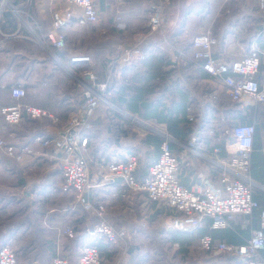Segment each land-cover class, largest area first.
I'll return each instance as SVG.
<instances>
[{"label": "crops", "instance_id": "obj_1", "mask_svg": "<svg viewBox=\"0 0 264 264\" xmlns=\"http://www.w3.org/2000/svg\"><path fill=\"white\" fill-rule=\"evenodd\" d=\"M8 1L20 12L24 10L28 14L26 18L37 22L29 11L32 6H36L35 4L29 5L27 0H24L23 4L18 2L13 4L10 0ZM148 1L141 0L133 6V9H128L126 6L124 18L128 25L134 28V34L142 29L146 21ZM114 2L115 0H96L102 13L112 7ZM181 8L182 11H180ZM4 12L5 14L9 12L12 19L10 17L11 25L7 23L5 28H1L4 18L7 17L4 14V17L0 18V30L9 34V36H3L0 33V107L16 102L11 94L9 95L11 84L25 87L27 83H30L28 80L30 76L36 77L35 72L39 70L40 62L47 56L51 58L33 40V36L22 25L13 10L6 9ZM171 12L182 14L180 22L177 17L170 18L168 21L166 17L168 38L174 44L180 43L205 23H209L211 32L217 39V44L213 47L215 57L235 59L240 47L246 49L255 40L264 46V28L260 19L258 0H173V4L169 5L168 14ZM104 18L111 20L106 15ZM189 23L191 26L186 27ZM175 24L177 26H174ZM145 51L146 60H157L159 63L156 72L161 73V77L153 78L150 69L143 75V71L139 69L140 66H126L120 63L116 50L107 54L108 67L111 65L110 62H115L112 87L107 92L111 104L99 106L95 114L94 128L88 133L92 160L102 162L124 159L128 152L135 150L139 153L138 165H141L138 175L141 179L145 177L149 165L158 158L159 143L156 145L153 140H150L152 130L147 131L143 136H138L134 132V127L137 125L135 120H148L145 118V113L149 112L152 106L161 114L155 120L157 127L166 131L172 138L170 143L178 160L177 176L180 183L197 189H203L205 183L220 185L218 163L229 158L231 153L224 147L225 138L219 136L217 132L214 133L213 130L227 125L230 120L233 121L232 118L239 120L246 117L245 106L237 108L236 113L240 111L238 118L230 110L228 96L221 94L220 99L225 109L206 107L205 99L208 94L215 89L218 91L221 89L215 79L192 62L185 61L184 64L172 69L169 53L160 45L151 43L150 46H146ZM261 62V68L256 77L259 82L264 79V57ZM66 86L64 84V88ZM56 87V92L61 93L59 98L63 96L64 91L68 95L69 91L62 92L60 84H56ZM78 89L79 86L77 91ZM26 97L24 101L29 104L44 106L59 112L63 123L69 117L66 109L59 105L57 107L52 98H49L40 88H33L31 83L28 85ZM188 102L193 105L194 112L203 117L197 129H190V124L187 120L184 122L181 115L182 107ZM143 103L148 104L147 108L143 107ZM129 104L134 106L130 107ZM170 118L179 121V124L174 127V132L169 130L168 119ZM181 120L185 124L181 123ZM5 123L0 116V135L16 145H29L33 154L28 160L17 162L0 152V247L4 244L10 247L17 245L23 257L17 259L18 264H38L39 255L34 253L36 248L42 249L46 243L41 244V242L50 238L54 240L56 235L55 249L59 247V244L66 239L61 238L60 233L58 237L57 233L72 223L74 218V209L70 206V201H67L70 197L59 188L62 178L61 170L54 159L48 155L51 148L43 147L34 141L36 136L53 134L57 126L44 121L33 123L28 120L14 126ZM245 123L255 124V121ZM194 130H197V133ZM192 135H197V141L194 144L190 143ZM221 139L223 142L220 141ZM261 153L264 161V146ZM249 177L253 181L252 189L264 192V185L251 177V166ZM91 196L93 201L105 204L109 219L115 228L118 229L123 224L131 228L127 243L113 245L105 239L94 241L88 238L91 243L101 248L102 264H148L146 263L148 261H142V253L139 256L135 249L141 248L146 232L150 230L156 232L159 238H163L168 243L169 231L164 225L168 219L167 211L156 208L154 203L144 202L136 195L127 199L118 198L108 186L98 188ZM77 213L76 210V217ZM242 219L239 215L233 216L230 219L231 226L226 231L225 229L211 230L209 219H205L195 231L186 233L194 234L200 229H208L207 233L216 241L241 243L250 234L247 229L241 228ZM142 222L145 223V227L142 226ZM233 226H238L240 230ZM195 234L187 236H195ZM198 240L199 238L195 242L198 243ZM173 243L177 242L173 241L172 246ZM131 246L133 256L128 255ZM172 248L178 250L175 247ZM188 253L189 251L180 253V257ZM161 260L159 259L158 264H162ZM189 260H184L182 263L230 264L228 260L212 258L200 251L197 255L193 252Z\"/></svg>", "mask_w": 264, "mask_h": 264}, {"label": "built area", "instance_id": "obj_2", "mask_svg": "<svg viewBox=\"0 0 264 264\" xmlns=\"http://www.w3.org/2000/svg\"><path fill=\"white\" fill-rule=\"evenodd\" d=\"M127 1L115 0L114 5H106L110 8L102 13L95 0H27L29 5L33 3L38 7L42 17L46 13L50 15L51 28L44 34L37 22L26 18L28 14L24 10L20 12L8 0H0V18L6 9L13 10L33 36V40L79 85L77 94L67 100L70 113L64 123L59 116L46 108L21 103L19 99L25 95L21 85H13L10 89L11 97L16 102L0 107V116L8 125H18L26 115L30 119L57 126L53 134L36 136L34 141L51 148L48 155L61 170L60 191L71 196L84 214L85 218L81 219V223L87 236L79 245L76 264H102L101 251L88 238L94 241L105 239L113 245L127 243L130 239L131 228L126 224L115 228L105 204L92 199L94 191L104 186L110 187L118 198L127 199L136 195L144 202L150 201L156 208L167 211L168 219L164 225L169 232H193L205 219H209L211 230H223L231 226L230 219L233 216L243 215L241 228L250 232L245 241H216L210 234L205 233L199 237L197 250L212 258L228 260L230 264H264V208L254 197L253 181L249 177L256 132L254 123H234L230 120L222 128L213 130L225 138L224 147L231 156L218 163L220 185L205 183L203 189L180 183L177 176L178 160L171 147V136L147 120H135V134L143 136L152 130L150 132L158 134L162 140L158 158L149 165L145 177L140 179L136 175L139 153L135 150L128 152L124 159L102 162L92 160L88 133L94 128L95 114L99 106L111 104L106 95L114 75L112 69L115 62H111L106 79L98 81L91 70H84L80 75L75 74L63 63L55 49H65L64 27L71 21L78 24L100 23L104 14L111 18V25L115 29H125L128 26L124 18ZM168 2L169 0H149L144 30L136 33L131 41L116 47L118 61L126 66L141 65L145 58L143 48L151 45L153 36H158L163 43L160 47L169 53L172 69L185 61H191L215 79L232 104H264V79L259 82L256 78L264 57V46L255 40L246 49L240 47L235 59L215 57L213 47L217 44V39L209 24L202 31L174 44L169 40L167 32L165 7ZM258 9L264 15V0H258ZM0 33L9 36L1 30ZM68 60L76 64H87L91 59L88 54L69 51ZM219 96L220 92L215 89L208 94L207 101L214 105ZM186 118L193 129H197L203 121V117L194 112L192 104L186 109ZM196 141L197 135H192L190 143L194 144ZM0 152L17 162L26 161L33 154L29 145H16L1 135ZM142 226H146L144 222ZM74 234L75 223L72 222L64 227L60 237L67 240ZM178 246L173 243L176 249ZM0 264H17L15 252L8 244L0 247ZM52 264L70 262L56 255Z\"/></svg>", "mask_w": 264, "mask_h": 264}, {"label": "trees", "instance_id": "obj_3", "mask_svg": "<svg viewBox=\"0 0 264 264\" xmlns=\"http://www.w3.org/2000/svg\"><path fill=\"white\" fill-rule=\"evenodd\" d=\"M10 2L13 4H16V2H18L19 4H23L24 0H10ZM37 8L38 7H36V6H32L29 9V11H30V14L33 16V18H35L37 20V23L40 25L41 32L45 34L51 28V26H50V15L46 14L45 17H42L39 14V9L37 10ZM4 14H5V12L1 15V18L4 17ZM259 14H260V19L262 21L263 28H264V15L260 11H259ZM5 16L7 18H4V22H3L1 28H5L6 27L5 24H7V23H9V25H11L12 15H10L9 12H7L5 14ZM104 16H102V21L100 23L78 24L76 22L71 21L66 27H64V34H65V38H66L65 49H55V53L58 56H60L63 63L66 66H68L75 74L80 75L81 72H83L84 70H91L93 72L96 80H98V81H102V80L106 79L107 75L109 74L110 66L108 67V65H107V58H108L107 54L110 53L111 51L114 52L116 50V47L119 44H121L123 42H128L126 40L121 41L122 39H127V38L129 39L135 35L133 33L135 30L131 25H128L123 30H117L111 25V20H109V19L106 20L104 18ZM10 17H11V19H10ZM0 21H1V19H0ZM144 25H145V22L143 23V27L139 32L144 30ZM76 31H79L76 34V38H78L79 33L82 32V33H84V36L82 38L84 39V41H86V43H88L87 47L85 46L84 50L79 48L81 53H85V54H88L90 56L91 60L87 64H76V63H72L68 60L69 51L73 52L76 50L71 49L73 46L67 43V39L69 37H72V34H74ZM89 32H90V34H89ZM95 32L99 33L100 36L95 35ZM108 36L115 38L116 41L120 40V42L113 44L114 42H116V41H114L113 43H111L109 45L106 41L102 40V38H106ZM151 43L153 45H163L162 41L158 38V36H153L151 38ZM145 48H146V46L143 48V51H145ZM76 52H78V51H76ZM113 52H111V53H113ZM144 54H145V58L142 61V64L138 65V66H140L139 69H141L143 71V75H145V73H148V71L150 69L152 71V77L153 78L161 77L162 74L156 72V68L159 65L157 60L156 61L146 60V56H147L146 51L144 52ZM159 59L160 58H158V60ZM40 64H41V66L39 67V70L35 72L36 77L32 78L30 76V78L28 79V80H30L32 87L33 88H40L41 91H43L46 95L49 96V98H52L55 101L57 107H58V105L61 106L63 109H66L68 111V114H69L70 107L68 106L67 100H68V98L75 96L77 94V88L79 86L78 83L59 64H57L52 58L47 56L44 61L40 62ZM105 64H106V67H105ZM261 64H262V62H261ZM114 66H115V64H113V67ZM113 77H114V75L111 77V84L113 81ZM30 83H27V85L25 87L23 86V88L25 90V95L21 99H19L20 102L22 101L21 103L29 104L28 102L24 101V99L27 98L26 92H28V85H30ZM56 84H60L62 92L64 90H66L67 92L69 91L68 95H66L65 91H64L63 96L59 98V95L61 93L56 92V90H57ZM64 84L67 85L65 88H64ZM111 84L109 85L108 90L111 89V87H112ZM13 85H16V84H11L9 86V95H10V89ZM219 92H220L219 100L216 103H214V105L211 102L207 101V99H205V101H206L205 106L206 107L210 106V107H212V109L215 108L217 110L218 109L222 110V109L226 108V107H224V105L222 104V100L220 99L221 94H225L224 89L221 88L219 90ZM106 97H108V99H109L108 94L106 95ZM229 103H230V107H231L230 110H232V114L234 116L237 115L239 118V112L240 111L238 113H236V110H238L237 108L240 107L241 105L232 104L231 101H229ZM147 105L148 104L143 103V107L147 108ZM189 105H190V103L188 102V103H186V105L184 107H182L181 115L184 118V122L187 120L186 109ZM260 105H261L260 103H257V104L245 106L244 109L247 112L245 115L246 117H244L243 119L241 118L239 120L238 119L235 120L234 118H232V117L231 118L233 119L234 123H239L240 121H245V122L255 121L256 132H255V136H254L253 151L251 154V177L254 180H256L257 182L264 185V161H263V157H262V153H261V150L263 149V146H264V106H260ZM129 106L133 107L134 105L129 104ZM39 107H42V106H39ZM43 108H46V109L50 110L51 112L55 113L57 116H59V114H58L59 112H56V111L54 112L50 108H47L44 106H43ZM244 109H243V112L245 111ZM160 115H161L160 111H158L155 107L151 106L150 111L145 113V118L148 119L147 121L152 122L153 124L157 125L155 120ZM149 117H152V118H149ZM24 120L25 121L28 120V121H31L33 123L41 122V121L36 120V119H30L26 115H24L22 123ZM168 122H169V127H170L169 130L171 132L172 131L174 132V127L179 124V121L170 118V119H168ZM182 122L183 121L181 120V123ZM187 123H189L188 120H187ZM5 124L8 125L7 123H5ZM189 124H190L189 126L191 129L192 124L191 123H189ZM211 124L213 125L214 122H212ZM218 127H220V125ZM262 133H263V135H262ZM150 134H149L150 140H153L156 145L158 143L160 144V141L162 140L161 136H159L158 134L153 133V132ZM220 141L223 142V139H221ZM140 167H141V165H138L137 172H136V175L138 178H140V176L138 175ZM253 194H254L255 199L259 202L260 206L262 208H264V192H261L258 190L255 191V189L253 188ZM69 197H70V199H72L71 196H69ZM74 206H76L75 203H74ZM77 211L79 212V214H82L78 208H77ZM78 216L79 215H77V218H78ZM239 216H241L243 218V215H239ZM77 218H74L73 221H71V222L75 223V234L73 237L68 238L65 242L59 244V247H56V249H55V246H56L55 239H56L57 235H56L54 240L50 238V240H46L44 242V243H46V245L42 246L41 254L42 253L44 255L48 254V256L50 257V261H51L50 263L51 264H52V258L56 255H59V256L66 258L70 262V264L76 263V257H77L79 245H80L81 241L84 238H86V236H87L86 229H85L84 225L81 223V219L85 218L84 215L82 216V218L81 217H79V219H77ZM234 227L235 226H233V228ZM235 228L240 230V228L238 226H236ZM207 230L208 229H200L198 231L199 237L202 234L207 233L208 232ZM226 230H228V228L225 229V231ZM198 232L197 233L195 232L196 234L194 233L195 236H190V237L183 236L178 232H175V233L168 232L169 247L172 246L171 244L174 241V242H177L179 244V248L177 251H179L180 253H187L191 246H194V247L197 246V243L195 241L197 238H199ZM59 233L60 232L57 233L58 237H59ZM194 234L189 233L188 235H194ZM11 248L15 252L16 260L22 258V254L20 255L21 249L17 245L11 246ZM98 249L101 250V248H99V247H98ZM41 254L39 255V260H41V258H42ZM262 255L264 258V250L262 251ZM101 257H102V254H101ZM17 264H18V262H17Z\"/></svg>", "mask_w": 264, "mask_h": 264}, {"label": "rangeland", "instance_id": "obj_4", "mask_svg": "<svg viewBox=\"0 0 264 264\" xmlns=\"http://www.w3.org/2000/svg\"><path fill=\"white\" fill-rule=\"evenodd\" d=\"M140 1L141 0H132V1L128 0L126 6L128 7V9L129 8L133 9V6L137 5V3L140 2ZM146 1H148V0H146ZM170 3L173 4V0H169V3L167 4L168 6L166 5L167 7H165L167 21L170 18L177 17V19L180 22V18L182 17V14L181 15H180V13L179 14H172V12L168 14V9H169ZM148 5H149V1L147 3V6ZM125 9H126V7H125ZM180 11H182V8H181ZM205 24L202 27H200L199 29H197L196 31H194L192 34L197 33L199 31H202L204 28H206L208 26L209 23H205ZM179 25H181V24H179ZM174 26H177V24H175ZM188 26H191L190 23L186 25V27H188ZM79 31H76L74 34H72V37H69L67 39V43L73 46V47L71 46L72 47L71 49H75L78 52H80V49L84 50L85 46L87 47V45H88V43H86V41H84V39L82 38L84 36V33L80 32L79 33V37L76 38V34ZM89 34H90V32H89ZM95 35L100 36L99 33H97V32H95ZM102 40L106 41L109 45L111 43H113L114 41H116V39L112 38L111 36H108L106 38H102ZM124 40L131 41L132 37L129 38V39L128 38L127 39H122L121 41H124ZM118 42H120V40L114 42L113 44H116ZM260 106H264V104H261ZM262 135H263V133H262ZM93 170H95V167H93ZM71 200L72 199H70V198H69V200L67 199V201H70V203H71L70 206L74 209V212H73L74 216L73 217L77 218L76 217V210H77L78 207L74 206V203ZM77 214L79 215L77 219H79V217L82 218V214H79V212ZM146 233L147 234H146V236L144 238V244L142 246H140L141 248H138V249H135V250L138 251L137 253H138L139 256H141V253H142V258H143L142 261H145V262L148 261V262H146L148 264H153V263L158 264L159 259H162L161 260L162 264H183L182 261H184V260L190 261L189 259L192 258L193 252L196 255L198 254L199 250H197L196 246L195 247L191 246L189 248L188 255H184V256L180 257V252L175 250V249H173L172 248L173 246L169 247V244L166 243V241L163 238H159L157 236L156 232L150 230V231H148ZM179 233L182 234L183 236H187L188 235V233H182V232H179ZM43 243H44V241L41 242V244H43ZM132 251H133V247L131 246L130 249L128 250V255L133 256L134 254H133ZM41 252L42 251L39 248H36V250L34 251V253L36 255H40ZM41 255H42V258H41V260L39 261L38 264H51L50 263V257L48 256V254L44 255L42 253ZM164 259H165V261H164ZM188 264H191V263L189 262Z\"/></svg>", "mask_w": 264, "mask_h": 264}]
</instances>
